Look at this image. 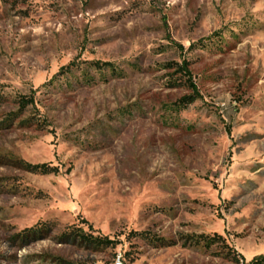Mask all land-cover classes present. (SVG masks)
<instances>
[{"label":"rangeland","instance_id":"obj_1","mask_svg":"<svg viewBox=\"0 0 264 264\" xmlns=\"http://www.w3.org/2000/svg\"><path fill=\"white\" fill-rule=\"evenodd\" d=\"M263 254L264 0H0V264Z\"/></svg>","mask_w":264,"mask_h":264},{"label":"trees","instance_id":"obj_2","mask_svg":"<svg viewBox=\"0 0 264 264\" xmlns=\"http://www.w3.org/2000/svg\"><path fill=\"white\" fill-rule=\"evenodd\" d=\"M91 64L98 66L100 63L98 61L92 62ZM111 63L109 62H104L102 65H110ZM180 71L184 74L187 86L189 89L193 90L195 87L192 83V80L190 78V71L187 69V63L184 62V66L180 68ZM194 100L192 95H185L181 99H179V104L182 106H185L186 104L191 103ZM22 106L26 105L29 103L27 101L26 97H21L18 101ZM27 169L31 172H36L40 174H47L51 172H57V168L55 166H51L48 163H36V164H27ZM80 230V229H79ZM71 230L69 232H64L63 237L65 240H71L78 238V240L84 241L86 244H91L95 247H107L111 245L112 247L114 246L113 241L111 239H108L107 236L105 235H89V234H84L81 230L80 231H74ZM213 238H220L219 235H214L212 238L209 239V241H212ZM239 260H242V257L240 259L234 258L233 261L236 263H239ZM246 264H264V254L260 255L259 257H255L251 260H249Z\"/></svg>","mask_w":264,"mask_h":264},{"label":"built area","instance_id":"obj_3","mask_svg":"<svg viewBox=\"0 0 264 264\" xmlns=\"http://www.w3.org/2000/svg\"><path fill=\"white\" fill-rule=\"evenodd\" d=\"M115 263H116V264H122V263H121V260H120V257H117V260H115Z\"/></svg>","mask_w":264,"mask_h":264}]
</instances>
